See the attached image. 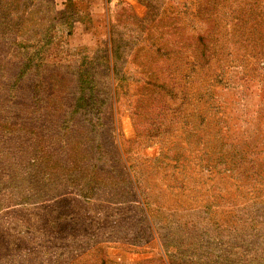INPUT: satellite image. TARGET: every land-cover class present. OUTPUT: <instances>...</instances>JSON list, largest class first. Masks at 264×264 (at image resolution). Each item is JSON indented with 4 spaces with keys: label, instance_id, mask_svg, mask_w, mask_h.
Instances as JSON below:
<instances>
[{
    "label": "rangeland",
    "instance_id": "obj_1",
    "mask_svg": "<svg viewBox=\"0 0 264 264\" xmlns=\"http://www.w3.org/2000/svg\"><path fill=\"white\" fill-rule=\"evenodd\" d=\"M170 2L0 0V145L22 158L0 199L45 197L39 238L0 230V264H264V0L257 28L225 26L245 0L220 8L210 67L141 121L127 55L177 47Z\"/></svg>",
    "mask_w": 264,
    "mask_h": 264
},
{
    "label": "trees",
    "instance_id": "obj_2",
    "mask_svg": "<svg viewBox=\"0 0 264 264\" xmlns=\"http://www.w3.org/2000/svg\"><path fill=\"white\" fill-rule=\"evenodd\" d=\"M231 1L234 3V0H185L183 8H180V5L175 2H170L166 8L168 12L167 25L169 26L168 39L164 40L161 37H157L155 41L163 42L164 40L167 43H172V45H177V47L172 48L170 46L164 48L158 46L150 51L144 52L139 50L135 54L127 55V57L131 56L133 62L137 63V67L141 70V77L136 83H138L140 89L145 91L143 95L141 94L137 105L139 120H157L159 118V114L150 118L151 115L146 113L148 108L153 104V100L158 102V104L160 103L158 99L153 98L154 95H158L159 97L163 95H175L176 89H181L183 95H190V85L195 83L196 80L194 81V79H196L201 71L210 67L209 64L216 56L217 36L220 27L217 15L219 9L227 7ZM259 5V0H245L243 5L244 19L242 17H235L239 8L230 9V12L224 15L226 22L227 20L229 21L225 26L228 27L235 20V26L240 24L242 28H247L252 24L255 28L259 27L260 21L257 23V19L261 16ZM115 44L116 42L114 41V59L116 61L122 60L123 55L126 53L121 51L120 47ZM115 72L118 77L119 72L116 66ZM88 82L89 79L82 73L80 75V89L83 93L87 89H91L87 85ZM181 82L184 83V86L180 84ZM77 108H83L82 97L78 99ZM1 155L3 156L4 163L3 165L0 164V173H2L4 178H7V176L11 177L12 170H7V164H13L14 162L22 163V158L9 153L5 145H0ZM206 168H208L207 170H211L210 168H212L218 171V173H229V175L236 173V167L233 165H215L207 166ZM258 172L262 173L261 169ZM3 185V188L0 187V195L4 192H7V195L13 193L11 188H7V181ZM168 188L172 192L174 191V187L168 186ZM31 193L32 195L35 194V199L24 197L20 201H13L8 205L0 199L1 221L4 217L7 218V210L15 212L20 209L23 217L18 228L15 230L14 226H8L7 223L0 221V230L3 234L7 233L8 227V231L11 230L12 234L14 232L18 235L25 234V236L34 234L37 238L41 236L40 231L36 229L40 224V215L45 197L39 196L38 191L34 193L32 190Z\"/></svg>",
    "mask_w": 264,
    "mask_h": 264
}]
</instances>
